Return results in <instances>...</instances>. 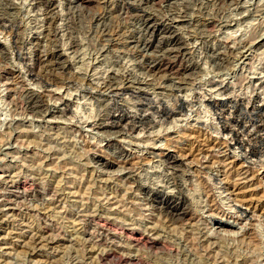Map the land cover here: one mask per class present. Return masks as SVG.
<instances>
[{"label": "rangeland", "instance_id": "rangeland-1", "mask_svg": "<svg viewBox=\"0 0 264 264\" xmlns=\"http://www.w3.org/2000/svg\"><path fill=\"white\" fill-rule=\"evenodd\" d=\"M7 1L0 264H264V0ZM164 57L184 72L148 71ZM21 84L45 105L10 103Z\"/></svg>", "mask_w": 264, "mask_h": 264}, {"label": "bare ground", "instance_id": "bare-ground-1", "mask_svg": "<svg viewBox=\"0 0 264 264\" xmlns=\"http://www.w3.org/2000/svg\"><path fill=\"white\" fill-rule=\"evenodd\" d=\"M1 1V0H0ZM5 1V4H9V1L7 0H4ZM77 2H80V3H85L86 0H77ZM1 5V4H0ZM3 6V4H2ZM2 6H0V8H2ZM10 6V5H9ZM10 8V7H9ZM4 12H10L7 8V6L5 8H3ZM1 11V10H0ZM11 14V13H10ZM4 18V17H3ZM6 18V17H5ZM3 20V19H2ZM148 20V19H147ZM4 21V20H3ZM147 23V21H146ZM211 25V24H210ZM208 25V26H210ZM18 36V34H16ZM16 37V36H15ZM17 39V38H16ZM173 41L176 42V40L174 39ZM74 44H76V42H74ZM85 49V48H84ZM49 61L52 62V65L53 68L56 67L57 68H63L64 67V63H63V60H62V56L59 52H56V53H49ZM153 60V59H152ZM180 61V60H179ZM42 62V61H41ZM40 64V62L38 61V65ZM147 69L149 72H153V73H160V72H171V73H181V72H184L185 68L182 67V65L175 59H172L170 57H164V58H160V59H157L155 61H153L152 63H148L147 65ZM6 75H10V77H7L6 76V79L7 80H10V81H15L14 79H16L15 77V74L12 73L11 70H7L6 69ZM15 76V77H14ZM55 76V75H54ZM50 75V77L46 78L47 80L50 79L51 82H59L60 80L57 78V77H54ZM14 77V79H13ZM46 77V76H45ZM118 78L116 76L114 77H110V80L108 82L109 85L113 84L114 82H116ZM17 80V79H16ZM19 81V80H18ZM17 81V82H18ZM61 82V81H60ZM13 82H11L12 84ZM10 84V85H11ZM16 84H19V83H16ZM23 84V83H22ZM21 84V85H22ZM20 85V88L18 90V97L14 98L13 96L11 97L10 99V103L12 102L16 107H19V106H26L28 109H31L33 111L35 110H38V108H42L44 105H45V100H46V96L44 94H37L35 92H31L29 90H27L25 88V86H21ZM17 92V91H16ZM22 95H25L26 98H24ZM3 102H0V112L2 111L3 109V104H1ZM77 111L79 113H83L85 112L86 115H89V116H92L94 115V107L91 103L88 102H85L83 105H77ZM167 113V112H166ZM165 113V115H167ZM203 113H206V112H203ZM207 115V113H206ZM186 132V131H185ZM197 132V131H196ZM202 132V131H201ZM183 133V132H182ZM180 135V134H179ZM182 135V134H181ZM190 135V134H189ZM201 137V136H200ZM181 139V138H180ZM185 141V140H184ZM198 141V139H197ZM200 141V139H199ZM187 142V141H186ZM201 142V141H200ZM177 142H175L174 144H176ZM177 146V145H176ZM189 146V145H188ZM190 146L192 147L193 151L195 149V147H197V144L195 143H190ZM186 147V146H185ZM190 147V148H191ZM167 160L168 162H170L171 164L175 165L177 164V156H174V155H168L167 156ZM126 161V160H125ZM130 168V167H129ZM237 168V167H236ZM228 169V168H227ZM237 171V170H236ZM242 171V170H241ZM132 172V171H131ZM226 172V171H225ZM229 172V171H228ZM234 171H231V173H233ZM130 173V172H129ZM133 173V172H132ZM238 173V171H237ZM230 174V173H229ZM227 175V174H226ZM237 175V174H235ZM243 175V174H242ZM234 176V175H233ZM238 176V175H237ZM241 176V174H240ZM244 176V175H243ZM131 177V176H130ZM129 178V177H128ZM240 181V180H239ZM248 182V181H247ZM233 186V185H232ZM206 187V186H205ZM248 187V186H247ZM233 188V187H232ZM243 188H246L244 184L240 183V184H235L234 186V191H236L238 193V195L240 194L241 195V199L244 200V201H247L249 203H252V201L247 198L248 194L246 193V191L243 189ZM232 189V190H233ZM207 191V190H206ZM151 192V191H150ZM154 192V191H153ZM208 192V191H207ZM233 192V191H232ZM209 193V192H208ZM235 193V192H234ZM160 193H158L159 195ZM252 195V194H251ZM153 196V195H152ZM211 196V195H210ZM213 196V195H212ZM155 198H158L157 195H154ZM153 199V198H152ZM155 200V199H153ZM160 203H163L164 204V209L165 211L167 212V214L170 216V218L172 219H177L178 221L179 220H183L186 218V216H188L190 214V210L187 206V204L185 205V202L182 201L181 204H176L175 202H172L171 200H162L161 201H158ZM213 205V204H212ZM215 209V208H213ZM169 218V219H170ZM92 219L94 221H96L98 219V221L100 222V225L103 227V228H106L107 227V224H106V221L102 220L100 217L98 216H93ZM171 219V220H172ZM175 221V220H174ZM184 221V220H183ZM120 225V224H119ZM123 228V231H125V235L134 240L135 242L137 243H144L146 245H149V246H154L156 245L158 242H159V238H155L154 237H151V236H146V235H141V234H138L136 232V228L135 229H130V228H127V227H122ZM105 238V237H104ZM37 239V238H36ZM39 240V239H38ZM161 240V239H160ZM37 241V240H36ZM121 259H127L128 257L127 256H124V255H119L117 254L116 251L114 250H109L105 255H103L101 258L102 260H105L107 259L108 257H111V256H117Z\"/></svg>", "mask_w": 264, "mask_h": 264}]
</instances>
